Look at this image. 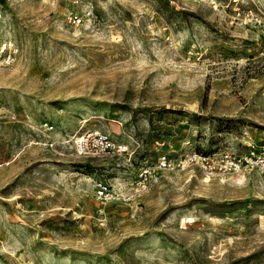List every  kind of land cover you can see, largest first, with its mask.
<instances>
[{
    "label": "rangeland",
    "instance_id": "obj_1",
    "mask_svg": "<svg viewBox=\"0 0 264 264\" xmlns=\"http://www.w3.org/2000/svg\"><path fill=\"white\" fill-rule=\"evenodd\" d=\"M0 1V264H264V176L186 161L264 145V0ZM86 129L126 151L79 154Z\"/></svg>",
    "mask_w": 264,
    "mask_h": 264
},
{
    "label": "built area",
    "instance_id": "obj_2",
    "mask_svg": "<svg viewBox=\"0 0 264 264\" xmlns=\"http://www.w3.org/2000/svg\"><path fill=\"white\" fill-rule=\"evenodd\" d=\"M53 9H58L61 3L69 2L72 5L79 4L82 0H43ZM237 0H233L236 2ZM215 4L214 1H212ZM2 15V3L0 1V17ZM90 15L89 10L75 11L67 10L64 13V18L72 27L80 26L83 21ZM13 60V51L7 46H0V66L11 63ZM45 131H51L53 126L48 122L42 124ZM48 146H53L54 142L51 138L47 139ZM73 145L79 154L90 156H102L107 154H121L127 149L126 145L117 141L109 134L96 130L86 129L77 138L74 139ZM249 149L246 153L238 154L229 150L213 151V152H197L195 150L187 154L186 161L199 166L201 172L210 178H219L223 176H238L244 177L246 174L257 171L264 176V145L248 144ZM167 158L165 155L159 157L160 165L166 164ZM144 173L146 170H143ZM145 180V179H144ZM145 182L139 181L134 193L128 198L135 196L139 197L145 190ZM95 197L101 201H111L126 197L125 194L111 188L107 180L99 179L94 184Z\"/></svg>",
    "mask_w": 264,
    "mask_h": 264
},
{
    "label": "bare ground",
    "instance_id": "obj_3",
    "mask_svg": "<svg viewBox=\"0 0 264 264\" xmlns=\"http://www.w3.org/2000/svg\"><path fill=\"white\" fill-rule=\"evenodd\" d=\"M1 16H2V15H1ZM0 18H1V17H0ZM1 20H4V19L2 18ZM7 43H8L9 45H11V42H10V41H8ZM7 43H4V44L2 43V45H1L2 48H4V47L6 46ZM236 177H237V178H236ZM236 177H233V181L236 182V183H242V179H241L240 177H238V176H236ZM210 179H211V178H209V177H207V176H205V177L202 178V180H204V181H206V182L209 181ZM223 181H224V180H223ZM184 222H185V221L183 220L182 223H184ZM182 226H184V225L182 224Z\"/></svg>",
    "mask_w": 264,
    "mask_h": 264
}]
</instances>
